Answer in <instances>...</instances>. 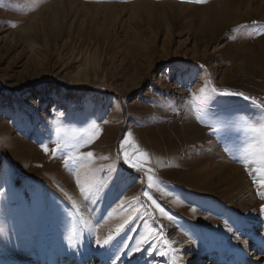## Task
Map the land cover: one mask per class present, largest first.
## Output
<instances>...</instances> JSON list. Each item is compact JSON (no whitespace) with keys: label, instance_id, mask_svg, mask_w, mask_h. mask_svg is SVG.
<instances>
[{"label":"rangeland","instance_id":"374dc122","mask_svg":"<svg viewBox=\"0 0 264 264\" xmlns=\"http://www.w3.org/2000/svg\"><path fill=\"white\" fill-rule=\"evenodd\" d=\"M263 191L264 0H0L2 244L81 264L80 220L85 264L235 263Z\"/></svg>","mask_w":264,"mask_h":264},{"label":"bare ground","instance_id":"6f19581e","mask_svg":"<svg viewBox=\"0 0 264 264\" xmlns=\"http://www.w3.org/2000/svg\"><path fill=\"white\" fill-rule=\"evenodd\" d=\"M197 130L200 131L201 129H195L194 131L198 132ZM189 143H191V142H189ZM225 164L226 163L224 161V162H222V164H220L216 167L213 166L214 168L213 169L211 168V169L213 171L220 170V172H221L223 170L222 167H225ZM57 191H59V190H57ZM242 191H243V189H242ZM242 191H241V193H244ZM261 192H262V189H261ZM48 193H49V191L47 190V195H48ZM241 193H239V194H241ZM263 193H264V191H263ZM63 197L66 198L65 196H63ZM252 197H254V196H252ZM115 218L116 217H113V216H111V218H109L108 227H111V226L114 227V225H116L117 220ZM252 222L253 223L251 226L258 225L259 219L254 218ZM82 223H83V221H82ZM82 223L80 220L78 221L77 229L82 236V239L80 242L82 255L85 254V257H84L85 262L83 263L81 261V264H85L86 262H89L92 257H89V255L91 254V250L89 247L88 240L85 237L86 233H84V229H83L84 223L83 224ZM98 225L102 226V228L107 229V221L105 223H102V224L98 223ZM51 229H52V232H51V235L49 238L50 240L47 241L44 246L42 245V243H44V241H43V237H42L40 231L38 229H33L31 227L20 228L17 233L13 234V237L11 239V243H8L9 241H8V239H6L5 243L3 242V244H2L1 240H0V251H1V255L3 256L2 264H65L67 260L63 259V253H64L63 251L67 247L66 244L69 245L71 243V240L70 239L66 240V244L62 243V241H61L59 235L57 234L56 230H54L53 228H51ZM243 232H244L243 235H245L246 239H244L243 236L240 234L239 235L237 234L236 236H234L236 239L235 241L237 242V244H239L238 248H240L242 255L237 262L230 263V264H250L251 257H253L254 254L258 255L259 252H257V250L260 247H262L261 245L264 244L263 240L261 238L259 239L260 243H257L256 237L252 238L251 234L249 232L248 233L245 231H243ZM230 234L231 233L229 230L225 231L223 234L218 235L217 239L220 241V243H225L226 241L229 240ZM261 241H262V243H261ZM249 244H250V246H253V249H248ZM46 247L48 248V251L45 249ZM0 262H1V259H0ZM67 262H69V260Z\"/></svg>","mask_w":264,"mask_h":264},{"label":"snow or ice","instance_id":"6c2138e0","mask_svg":"<svg viewBox=\"0 0 264 264\" xmlns=\"http://www.w3.org/2000/svg\"><path fill=\"white\" fill-rule=\"evenodd\" d=\"M186 2H189V3H203L204 0H186ZM214 91V90H213ZM225 95H231V93H224ZM245 99H248V97H244ZM88 156H92V153L89 152L88 153ZM126 159H127V154H126ZM145 195H147V193H145ZM157 208H159V206L157 205L156 206ZM159 211L163 212V209H159Z\"/></svg>","mask_w":264,"mask_h":264}]
</instances>
